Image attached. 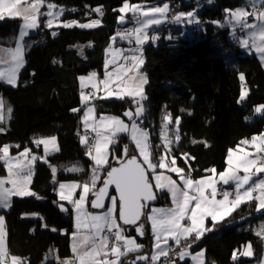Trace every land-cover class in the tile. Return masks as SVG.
Wrapping results in <instances>:
<instances>
[{"label": "trees", "instance_id": "obj_1", "mask_svg": "<svg viewBox=\"0 0 264 264\" xmlns=\"http://www.w3.org/2000/svg\"><path fill=\"white\" fill-rule=\"evenodd\" d=\"M202 1L205 2L197 12L200 25L193 27L192 36L182 37V28L176 23L177 26L170 25L168 39L161 36L158 44L148 43L142 48L147 78L146 99L142 102L143 128L149 133L151 160L157 165L163 151L156 134L162 106L171 119L180 118V140L174 141L170 156L176 160L175 165L183 169V174L192 179L203 177L212 169L221 172L226 166L228 150L264 131V116L255 112L257 106L264 105V69L254 54H245L227 40L228 27L222 24L225 11L244 6L243 0H212V3L208 0H48L63 9L60 25L37 34L41 40L26 52L25 66L15 87L0 84V94L12 109L7 132L0 137V143L9 145L13 154L26 148L39 153L33 140L55 136L59 148L47 157V163L35 162L30 188L41 199L35 196L13 198L10 211L4 213L11 254L27 260L28 264H56L55 258L46 262V257L61 260L71 255V208L58 200L54 179L88 182L90 177L92 162L87 147L80 142V77L93 72L101 74L106 50L110 45L119 47L118 39L113 40L121 27L117 9L124 2L147 5L168 2L171 17L176 10L194 9ZM97 7L102 8V15L94 11ZM73 20L78 23L99 20L100 24L95 28L61 26ZM18 24L17 21H0V36L15 34ZM130 24L127 22L125 27ZM241 74L245 77L248 95L238 103ZM95 108L98 116H119L127 108L134 112L131 98L99 100ZM125 145L127 157L137 156L127 135H119L116 145L110 149L121 158ZM113 160L111 155L108 164L100 168L102 173L94 191L110 169L109 164L115 165ZM75 161L80 162L83 171L67 173L66 169ZM52 167L57 169L55 178ZM148 175L150 179V173ZM152 185L156 196L154 206H168V194ZM60 204L66 207V213L58 211ZM254 214L253 204H246L216 223L212 232L202 239L188 240L182 245L195 244L193 250L204 249L205 264H257L261 256L260 242L245 228L258 218L253 217ZM141 222L145 225V234L143 239L136 238L143 245L137 254L149 255L151 237L145 215ZM125 229L128 236H135L134 230ZM247 243L254 249L253 257L234 261L233 253Z\"/></svg>", "mask_w": 264, "mask_h": 264}, {"label": "snow or ice", "instance_id": "obj_2", "mask_svg": "<svg viewBox=\"0 0 264 264\" xmlns=\"http://www.w3.org/2000/svg\"><path fill=\"white\" fill-rule=\"evenodd\" d=\"M212 3V0H208ZM257 3L264 4V0H252L253 9L256 8ZM47 11L42 12L41 8L45 7ZM57 6L54 3L48 2V0H0V19H3L5 15L10 17H20L23 23L20 27L19 37L16 40L15 48L0 49V63H5L8 65L7 71H0V80L5 83L16 86V74L21 68L24 67V50L27 46L25 44V37L29 35L30 30H35L39 28V17L47 16L48 19L45 22V27L51 28L54 21L59 23V16L62 15L63 9L53 11ZM126 9H131L133 12L137 11L136 6L129 5L125 3L124 6L119 10L123 13ZM95 12L102 15V8L97 7L94 9ZM169 11L168 3H164L163 6H155L150 9V11H145L142 13L146 17L143 21H138L140 26L136 27L134 30L136 35V45L137 47L132 50L131 56L123 55V50H116L112 52V60L105 59V67L107 68L110 63H114L115 59L119 56H123L125 60H131V66L121 65L116 69L114 73H108L104 80L96 82V73H90L88 77L81 76V88L85 87V80L92 82V88L99 90V86L103 85L104 89L107 90V96H112L113 91L117 92V98L123 99L124 96H135L140 97V101L146 99L143 95L142 86L147 83V78L138 72L140 65L143 64V60L140 59L136 53L140 52V46L148 40L149 38L154 42L158 37L155 35L149 36L146 31L151 25H159L162 18ZM151 14H159L150 15ZM232 19L236 20V24L233 27H239L241 30L246 28L258 27V25H253L247 23L242 18H246L249 15H256L258 20L264 21V10L259 12L249 13L244 9H237L231 14ZM183 18H187V23L199 24L200 21L196 18L193 12L179 13L172 16V21L175 23L183 22ZM124 17H120V21L123 22ZM229 24L232 23L230 19ZM100 24L99 20H91L90 23H78L73 20L70 22L62 23V27L70 28L73 26L80 28H95ZM223 26V25H221ZM143 33V35H140ZM131 33H121V39L126 38L127 35ZM55 36L56 32H52ZM253 38V44L251 47L256 48V50L261 54V61L264 62V44L257 46L255 44V32L250 34ZM260 38L264 41V28H261L259 33ZM115 39V38H113ZM240 43L242 47H249L248 39L241 38ZM90 46V45H89ZM111 47V45H110ZM108 53L106 52V56ZM131 72L134 73L133 76L125 77ZM113 77H115L113 79ZM128 80H132L135 87L129 89L127 87ZM245 77L243 74L240 75L241 81V92L238 103L243 102L247 95L248 90L244 84ZM110 84H115V89L110 87ZM122 93V95H121ZM95 97V91L85 94L81 91V102L83 105H87L89 97ZM106 98V97H101ZM140 101L133 99V103L136 104L135 112L131 110L124 113L125 116L129 118L131 123V139L136 143L137 148L143 157V163L147 164L148 169H155L156 164L152 163L149 159L150 152V141L148 140L149 133L140 127L137 121L142 124L143 121L140 120L143 117L145 109ZM5 108L3 99H0V122L4 121V115L2 110ZM73 111H79V109H74ZM184 111V109H181ZM7 112L11 114V107L7 108ZM94 112L93 107H87L84 112V125L87 129L89 127L88 120L90 114ZM255 112L264 116V105H260L255 108ZM110 119L114 122L115 127L110 130V134L105 136L104 149L101 148V133L95 128L93 131L97 132L96 138L92 143H89L87 136H80V142L82 145L87 147L88 155L94 161V167L92 169V175L89 182H85L81 187L83 191L80 193L78 199H73L75 189L78 187L77 184L66 185L64 183L59 184V189L57 194L60 201H68L73 205V210L76 216V233L74 234V241L72 246V251L74 253V259L72 260H60L59 257H46V262L52 258L56 259V264H123L121 257L127 256L129 253H138L142 250L143 245L138 244L134 239L128 238L125 235L126 229L125 225H134L135 230L138 235L143 236L145 234L144 223L137 224L140 217L144 214L143 210L148 207L147 202L156 199L153 194L150 182L145 175V168L138 162V158L133 156L126 160H122L119 156L115 155L111 149L107 148V144H115L117 139V133L129 131V125L125 124L122 120L116 117H101V120ZM180 118L175 119V125L177 126L175 131V140H180L178 126L180 124ZM171 123V115L165 114L163 116V124L161 130V140L163 142V147L168 150V154H171L170 146L173 143L168 137V125ZM4 131L0 128V132ZM196 143L195 140L192 141ZM259 142L260 148L258 151H264V134L259 137H253L252 143L255 144ZM34 143L39 146L44 145L45 157L50 154L49 146H52L53 151H59L57 147V139L52 136L48 139H36ZM242 144H248L249 141H241ZM16 147H19L17 145ZM93 150H95V155H93ZM0 160H4L5 165L9 171V177L7 180L0 179V209H7L11 207V196H35L36 199H41L36 193L29 191L28 185L31 183L32 178V161L41 159L38 156L32 155L31 159L23 167H18L14 170L12 161L16 158L9 157V146L5 145L0 147ZM28 149L20 153L21 157L27 156ZM112 155L116 162L120 165L119 167H113L109 164L110 171L107 172V179H104V186L94 191L96 188V182L100 179L98 173L101 167L108 164L109 155ZM125 155H127V145H125ZM187 162V161H186ZM18 164L22 161H17ZM45 163L47 160L45 159ZM176 160L173 159L171 164H166L164 157L160 158L159 168H168L169 171L175 172L180 175V179L183 183V189L178 187V185L170 178L165 177L166 184L161 183V176L155 175L154 178L157 182V186L163 188L167 186L168 191L172 194L174 208L162 209V208H152L151 214L147 215V219L151 222L153 235L155 237V251L152 253L151 259L144 255H137L136 260L132 261L131 264H137V261H143L145 264H157L160 257H164L163 264H175V259L184 260L185 257L190 255L188 247L191 245H181V240H187L188 236L194 233V240L198 241L205 234V232H210L215 227V224L225 217L229 216L237 208L240 207L242 203L247 201L256 200L258 201L256 205V211L259 213L264 210V179H259L249 183L252 179V175H255L251 170L255 168L256 173H264V157H253L249 158L248 153H244L243 156H238L233 158L232 150L228 153V168L219 174V180L228 185L230 182L235 185L234 199H229L230 193L228 190L220 189V194L223 199L217 200V186L216 181L211 178L203 180H193L190 175H181L183 169L176 167ZM82 169L78 167L68 168L69 172L81 171ZM239 170H243L245 175L240 177L237 175ZM215 174V169L210 170ZM23 173V175H22ZM53 177L55 178L56 169H52ZM6 183L12 185L11 189L4 187ZM55 183V179H54ZM110 185H114L116 192L118 194L119 200L117 202L116 197L111 196L108 191ZM247 185V188H245ZM210 189V195L205 194V189ZM197 193V195H190L188 190ZM92 193L95 195V199L91 201L92 208H103L104 202L103 198L108 197L111 199V206L108 207L107 211L102 214H91L85 211L84 204L89 195ZM253 193H258V195H253ZM192 201H195V205L190 207ZM61 211H67L63 205H58ZM119 210L118 219L113 215L114 211ZM210 217L212 221L213 228L205 227V218ZM190 221V226H182L181 221ZM122 221V224L118 222ZM47 227V225H45ZM88 229L86 234H81L82 229ZM55 231L56 229H52ZM257 235L264 238V224H261L257 230ZM169 237L175 241L177 245L181 246L179 252H176L170 246H161V241L163 237ZM7 229L5 217L0 215V264H28L27 260L17 257L10 253L7 245ZM114 238V239H113ZM163 244L167 245L168 240L163 239ZM252 246L247 245L239 255L251 256ZM194 264H205V254L203 251L191 256ZM237 259V253H233V260Z\"/></svg>", "mask_w": 264, "mask_h": 264}, {"label": "crops", "instance_id": "obj_3", "mask_svg": "<svg viewBox=\"0 0 264 264\" xmlns=\"http://www.w3.org/2000/svg\"><path fill=\"white\" fill-rule=\"evenodd\" d=\"M243 1H244L245 4H244V6H242V9H244L245 11H247L248 8H252V0H243ZM256 8L259 9V11L264 10V4L257 3ZM56 9L60 10L61 8H56ZM236 10L237 9L235 8L234 10L225 11V13H224V15H225L224 16L225 21L228 22L230 19L232 20V23L231 24H229V23H223L222 22V24H224V26H227L228 27L227 40L230 41V42H235V44L239 47L240 51L244 52L245 54H248L249 52H253L254 55L259 60L260 64L262 65L263 69H264V62H262L261 61V58H260L261 57V54L256 50V48L251 47V45L253 44V38L250 35L253 32H255L257 34L255 36V38H254L255 44L257 46H259L261 44H264V41L261 40L260 35H259V33L261 31V28H264V21L258 20L257 17H256V15H254V18L252 19L251 24L258 25V27L250 28L243 35H237L236 32H235V28L233 27V25L236 23V20L235 19H232L231 15H230L232 12H235ZM41 11L42 12L47 11L46 6L45 7H42L41 8ZM53 11H54V9H53ZM226 17H228V18H226ZM38 19H39V24H40L39 28H37L35 30H30L29 35L27 37H25V41L24 42H25V44L27 46L25 47V50H24V66H25V62H26V58H25L26 57V52L28 51V49L36 46L40 42V40H41V37L38 36L37 34H39L41 30H45V29L48 28V27H45V22L48 19L47 16H41ZM0 21H17V22H19L18 29H17V31H16L15 34L3 36V37L0 36V49L15 48V46H16V40L19 37L20 27H21V24L23 23L22 18H20V17H10L8 15H5V17L3 19H0ZM166 21H167V18L160 23V26H162V24H164ZM54 23H56V24H53L52 27H55V26H59L60 25V23H58L56 21H54ZM160 26H157V27H160ZM196 26L197 25H194V27H196ZM157 27H156V29H157ZM192 28H191V32H192ZM157 37H158V35H157ZM241 38H247L248 39V45H249V47H242L241 46V43H240V39ZM148 40L145 42V44H143L144 46L147 45L148 43L156 44L158 42L157 40H155V42H153L151 40L148 41ZM131 42H132V45H134V41L131 40ZM116 50H123V55H126V56H131L132 55L130 49H127L126 47H120V46L117 47V48L110 47L109 49L106 50V52L108 53V55L106 56V53H105V59L107 58L109 60H112L113 57H112L111 53L112 52H115ZM138 53L139 54L138 55L136 54V55L140 59H142L144 61V57H143L142 51L141 52H138ZM105 59H104V68H103L102 73L101 74H96V78H95L96 82L101 81V80H104L106 74H108V73H114L116 71V69L119 68L121 65L128 66V64L130 62L132 64V61L131 60H125V59H123V56H119V57H117L115 59V62L114 63H110L108 65V67L106 68L105 67ZM143 65H144V62H143L142 65H140V67L138 69V72L140 74H143L146 77V74L144 73ZM23 68H21L19 70V72L16 74V84H17V81H18L19 74H20V72H21V70ZM7 69H8V65L7 64L0 63V71H7ZM133 75H134V73L129 72L127 74V76L125 77V79H127V77H130V76H133ZM88 76L89 75L84 76V77H88ZM114 78L115 77H113V79ZM84 83H85V87L83 89L81 88V91H83L85 93L86 89H91L92 91H95V94L98 96V99L99 100H103V101H108V100H122V99H118L117 98V92L116 91H113V95L112 96H107V90L104 89L103 85H100L99 86V90L97 91V90H95V89L92 88V82H89L88 80H85ZM0 84L12 86L10 84L5 83L3 80H0ZM145 86H146V84H144L142 86L143 95H144ZM80 87H81V81H80ZM110 87L113 88V89H115L116 86H115V84H110ZM127 87L129 89L134 88L135 87L134 82L132 80H128ZM121 95H122V93H121ZM101 97H106V98H101ZM135 97H138V96H135ZM126 98H131L132 99L133 97L132 96H124L123 99H126ZM0 99H3L4 104H5V108L2 110L3 115H4V121L0 122V128H3L4 129V131L0 132V137H1V136H4L6 134V132H7L8 123H9L11 114H9L7 112L8 106H7V104H6L3 96L1 94H0ZM87 107H93L94 108V112L90 114V117H89V120H88L89 127L86 129L85 128V125H84L83 117H84V112L86 111V108ZM80 111H81V121H82V134H81V136L82 135L83 136H87L88 137V140H89V143H92L94 141V139L96 138V135H97V132L96 131H93V129L95 128L97 131H99L101 133L100 140H101V148H102V151H103L104 144H105V139L104 138H105V136H107V135L110 134V130L113 127H115V125H114V122L112 120H110V119L101 120V117H116V118H119V117L118 116H98L96 114L95 105L90 100L88 101L87 105H83L82 102H81ZM120 120H122V119H120ZM130 133H131V127H129V131H127V132H119V133H117V137L119 135H128ZM262 134H264V131L262 133L258 134V135H254V136L255 137H259ZM254 136H252V137H250L248 139H245V140L249 141L248 144H242V143H240L236 148L230 149L233 152V158L234 159L236 157H238V156H243L244 153H248L249 154V158H253V157H264V151H258L257 150L258 148H260L259 142H257L255 144V146L252 143V138ZM50 137H52V136L43 137V138H36V139H48ZM35 140H33V141H35ZM131 141H132V139H131ZM132 143H133V141H132ZM5 145L6 144H1L0 143V147H3ZM34 145H36V144L34 143ZM112 145L113 144L108 143L107 144V148L110 149ZM57 147H58V145H57ZM37 148H39V153H35L32 150H30L29 148H26V149H28V153L29 154L27 156L21 157L20 156V153L24 152L25 149L21 150L18 153H14L13 154V153H11V150H10V147H9V157L16 158V159H14L12 161L14 170H16L18 167H23L24 165H26L28 163V161L31 159V156L32 155H35V156H38V157L41 158V159H37V160L45 161V159H47L48 156H50L52 154H55L57 152V151H53L52 150V146L50 145L49 146V152H50V154L47 155V157H45L44 145L41 144V145L37 146ZM228 153H229V150L226 153V157H225V164H226V166H225V168L221 172H216L215 171V174H213L210 171L207 175H205L203 177H200L198 179H193V180H203V179L211 178L212 180L216 181V186H217V197H216V199L217 200L223 199V196H220L218 194L219 191H220V189L226 187V188H230L232 190H235V185L233 183L230 182L228 185H225V184H223L219 180V174L222 173V172H224L228 168V164H227ZM95 154H96L95 153V150H93V155H95ZM0 155H2V153H0ZM110 156H111V154L109 155L108 160L110 159ZM37 160L32 161V165H31L32 166V176H33V168H34L35 162ZM17 161H22V163L18 164ZM91 162H92V167H94V161L92 159H91ZM53 168H55V167H52L51 168V171H52ZM68 168H71V166L68 167ZM67 169H66V171H67ZM0 171H3L2 173H0V179L7 180L8 177H9V171H8L7 166L5 165L4 160H0ZM56 171H57V169H56ZM251 171L253 173H255V175H252V179L249 181V183H252L254 181H258L259 179H264V173H256L255 172V168H252ZM68 172L69 171H67V173ZM69 173H72V172H69ZM75 174H77V173H75ZM22 175H23V173H22ZM155 175L161 176V183H163V184H166L167 183L164 178L165 177H170L178 185V187H180L181 189H183V183H182V181L180 179V175H177L175 172H171V171H160V172L154 174L153 176H151V178H150L152 184H154V186H155L156 189L161 190V191H164V192H166L168 194V196L170 198V204L168 206H150L146 210L145 221L147 222V224L149 226L150 237H151V249H150V253L148 255L149 261L151 259L152 253L155 251L154 245H155V242L156 241H155V237L153 235L151 222L147 219V215L148 214H151V209L152 208L169 209V208H174L175 207V205L173 204V200H172V194L168 191L167 186H165L163 188H160L159 186H157V182H156V180L154 178ZM181 175H184L183 172L181 173ZM237 175H239L240 177H243L245 175V173H244L243 170H239L237 172ZM31 180H32V178H31ZM98 180H97V182H98ZM89 181H90V178L88 179V182ZM60 183H64L66 185H70V184H73V183L74 184H77L78 187L75 189V192H74V195H73V199H78L80 193L83 191V189H82L81 186L85 183V181L70 180V181H61V182H59V181L56 180L55 181V185H56L55 194H56L58 200H59V196L57 194V190L59 189V184ZM30 184L28 185V189H29V191H32V189L30 188ZM4 187L7 188V189H11L12 188V185L10 183H6L4 185ZM245 188H247V185H245ZM188 191H189V194L190 195H197V193L192 192L190 189ZM210 191H211L210 189H207L206 188L205 189V194L206 195H210ZM253 195L254 196L255 195H258V193H253ZM25 197H32V196H16V195H12L11 196V205H12L13 198H25ZM91 198H92L91 197V193H89V195H88V197H87V199L85 201V204H84L85 211H87V212H89L91 214H102V213H104V212L107 211V209H108L109 206H111V199H110V201H109L108 205L106 206V208H104L102 210H94V209H92L89 206V203H90V199ZM62 202H65V203H67V204L70 205V208H71V218H72V232L70 234V240H69L70 253H71V255H70V257L64 258V259H61V260H72V259H74V253L72 251V246H73V241H74V234L76 233V216H75V212L73 210V205L71 203H69L68 201H62ZM249 203H252L253 204L254 211L257 212L255 209H256V205H257L258 201L251 200V201H247L245 203H242L239 208H237L234 212H232V214L235 213V212H237V211H239L244 205L249 204ZM194 205H195V201H192V203L190 204V207H192ZM10 209H11V207L10 208H7V209H0V215H3L4 216V213L9 212ZM117 212H118V207H117V209L113 213V215L118 219ZM231 215L225 217L223 220L229 218ZM223 220H221V221H223ZM221 221H219V222H221ZM204 223H205V227L213 228L212 221H211V218L210 217H206ZM181 224H182V226H190L191 222L190 221H187V219H186L184 221H181ZM261 224H264V216H261V217L255 219V220H253V221H251L250 223L247 224V225H249V229L248 230L251 231V233L254 234L258 238V240L260 242L261 256H260V259L258 260V263L257 264H264V238H261V236H258L257 235V230L259 229V227H260ZM127 230L128 231L129 230H134V232H135V236H128L126 234V232H125V235L128 238H132L135 241H136V238L143 239V236L137 234L135 228L134 229H129L128 228ZM87 231H88V229H86V228L85 229H82V233L81 234H86ZM210 232H212V231H210ZM210 232H205L204 235H206L207 233H210ZM194 235L195 234L192 233V234H190L188 236L187 240L182 239L181 240V245L183 243L187 242L188 240L194 239ZM202 237H201V239H202ZM163 239H167L168 240V244L167 245H164L163 244ZM190 245L191 246L188 247V251H189L190 255L188 257H185L184 260H179L178 258H176L175 259V264H185V263H187V264H194L193 260L191 259V256H193V255H195V254H197V253H199L201 251H203L204 254H205L204 249L193 250L192 248L195 246V244H190ZM247 245H249V243L245 244L241 249L235 251L237 253V259L238 258L251 259L253 257V254H254L253 247H252V253L253 254L251 256L239 255V253L242 252ZM161 246L162 247H164V246H170L176 252H179L180 250H182L180 245H177L174 240H172L171 238H169L167 236L162 238ZM137 255H139V254H137V253H129L127 256L121 257V261H123V264H125L129 260L130 261H133L134 259H136ZM163 261H164V257H160L159 260L157 261V264H162ZM205 263H206V256H205ZM77 264H78V262H77Z\"/></svg>", "mask_w": 264, "mask_h": 264}, {"label": "rangeland", "instance_id": "obj_4", "mask_svg": "<svg viewBox=\"0 0 264 264\" xmlns=\"http://www.w3.org/2000/svg\"><path fill=\"white\" fill-rule=\"evenodd\" d=\"M205 1H202L201 2V4H197L196 6H195V8L194 9H190V10H188V11H183V10H176L175 12H173L172 13V16H174V15H176V14H179V13H185V14H187L188 12H193L194 14H195V16H196V18H197V12L199 11V9H200V6L204 3ZM125 3H128V2H124L118 9H117V11H118V13H119V16H118V23H119V25H121V27H120V29L119 30H117L116 32H115V35L113 36V38H117V39H121V37H120V34L121 33H131L130 35H127L126 36V38L127 39H130V40H133L134 41V45H132V46H130V47H126L127 49H130V51H131V53H132V50L133 49H135L136 47H137V45H136V35H137V33H135L134 31H132V30H134L136 27H138V26H140L139 24H138V21H143V20H145L146 19V17H144L143 15H142V13L143 12H145V11H150V9L152 8V7H155V6H163V4H161V5H147V4H130V3H128L129 5H132V6H136V8H137V11H135V12H133L131 9H126L123 13H121L119 10L124 6V4ZM165 3H168V2H165ZM168 5H169V3H168ZM169 7H170V5H169ZM57 8H59V7H57ZM236 9H242V7H239V8H236ZM248 9H250V8H248ZM255 9H257V8H255ZM58 9H54V11H57ZM168 13H170L169 11H168ZM166 14L163 18H162V20H161V22L162 21H164L166 18H167V21H168V19H169V15L170 14ZM150 15H156V16H159V14H151L150 13ZM121 16H123L124 17V20H123V22H121L120 21V17ZM172 16H171V18H172ZM226 18H228V17H226ZM198 19V18H197ZM127 22H129V23H131L128 27H125V25L127 24ZM223 23H228L227 21H225V19H223ZM53 24H56V23H53ZM180 26H181V28H182V31H181V36L183 37H190V36H192V33H191V28L192 27H194V25H197V24H195V23H187V18H183V22H181V23H178ZM198 25H200V24H198ZM197 25V26H198ZM157 26H160V24L159 25H151V26H149V28L146 30L147 32H148V34H149V36H151V35H155V36H157L158 35V30L156 29V27ZM156 29V30H155ZM193 29V28H192ZM250 29V28H249ZM248 29V30H249ZM155 30V31H154ZM247 30V31H248ZM246 31V32H247ZM140 35H143V33H140ZM115 39H113V40H115ZM149 40H151L150 38H149ZM148 40V41H149ZM158 42L156 43V44H158L159 43V40H160V36L158 35V38L156 39ZM147 41V40H146ZM145 41V42H146ZM152 41V40H151ZM145 42L143 43V44H145ZM155 42V41H154ZM230 42V41H229ZM231 43H234L235 44V42H231ZM143 46L144 45H142V46H140V52L142 51V48H143ZM137 55L139 54L138 52L136 53ZM248 54H254L253 52H249ZM132 64H131V62L128 64V66H131ZM90 91L91 92H93L91 89H86V91H85V94H88V93H90ZM132 99H135L136 101H140V97L138 96V97H135V98H132ZM89 100L95 105L96 104V102L97 101H99V99H98V96L95 94V97H93V99H90V97H89ZM141 103L143 102V100L142 101H140ZM143 104V103H142ZM133 105H134V112H135V108H136V104H134L133 103ZM260 106V105H259ZM258 107V106H257ZM133 112V111H132ZM165 115V113H164V107L162 106V108H161V111H160V114H159V120H158V123H157V132H156V134H157V137H158V139H159V143H160V145L163 147V142H162V140H161V130H162V124H163V116ZM119 117V116H118ZM120 118V117H119ZM144 118H145V116L143 115V117H141L140 118V120H144ZM120 119H122V118H120ZM122 121L125 123V124H128L129 125V127H131V123L132 122H126V121H124L123 119H122ZM137 123L138 124H140V127L141 128H143V123L141 124L140 123V121H137ZM176 125H175V120L174 119H171V123L168 125V129H169V131H168V137H169V139H171L172 141H173V143L171 144V146L174 144V141H175V129H176ZM144 129V128H143ZM128 137H129V139L131 140V133L130 134H128L127 135ZM133 141V140H132ZM34 142V141H33ZM116 145V143L115 144H113L112 145V147H114ZM133 145H134V147H135V149H136V151H137V157L139 158V160L142 162V164L145 166V168L147 169V171H148V173H150V176H153L154 174H156V173H158L156 170L157 169H159L160 171H169L168 170V168L167 167H165V168H163V169H161V168H159V161H160V158L161 157H164V160H165V163L166 164H171V162H172V160H173V158L168 154V150H166L164 147H163V151H162V154L159 156V160H158V164H157V167L155 168V169H148V166H147V164H144L143 163V157L141 156V154H140V151H139V149L137 148V146H136V143L133 141ZM171 146H170V148H171ZM128 154V153H127ZM127 157V155H125V150H123V152H122V157H121V159H123V158H126ZM149 159H150V161L152 162V163H154L152 160H151V157H150V152H149ZM114 162H116V160L114 159L113 160ZM155 164V163H154ZM71 167H78V168H80V169H82V167H81V164H80V162L79 161H75L74 163H73V165L71 166ZM177 167V166H176ZM93 169V168H92ZM81 171H83V169L81 170ZM81 171H76V172H72V173H77V174H79V173H81ZM69 173V172H68ZM101 170H99V173H98V175L100 174L101 175ZM91 175H92V170H91V172H90V177H91ZM99 175V176H100ZM89 177V178H90ZM219 194V193H218ZM260 213V212H259ZM258 212H255V214L253 215V217H261V216H264V214L262 213V214H259ZM246 230H248L249 229V225H247L246 227Z\"/></svg>", "mask_w": 264, "mask_h": 264}, {"label": "water", "instance_id": "obj_5", "mask_svg": "<svg viewBox=\"0 0 264 264\" xmlns=\"http://www.w3.org/2000/svg\"><path fill=\"white\" fill-rule=\"evenodd\" d=\"M117 45L120 46V47H130V46H132V42H131L130 40H128L127 38H124V39H118V41H117ZM129 110H131V109L127 108V109H125V110H123V111H121V112L119 113V117L122 118V119H123L124 121H126V122H131V121L129 120V118H128L127 116L124 115V113H125L126 111H129ZM131 111H132V110H131ZM131 157H133V156H131ZM131 157H126V158H123L122 160H126V159L131 158ZM135 157H137V156H135ZM137 158H138V157H137ZM138 162H139V163L145 168V166L142 164V162L139 160V158H138ZM119 166H120V165H119L117 162H115V165H113V167H119ZM110 170H111V169H109L108 171H110ZM145 170H146V171H145V175H146V177L148 178V180H149V182H150L149 175H148V171H147L146 168H145ZM104 179H107V174H106V176L103 178V180H102L100 186L98 187V189L104 186V184H103ZM150 185H151V188H152L153 194L155 195L154 188H153V185H152L151 182H150ZM98 189H97V190H98ZM108 191H109V193L111 194V196L116 197L117 202H118L119 197H118V194H117V192H116L115 186H114V185H110L109 188H108ZM95 198H96L95 195H93L92 198L90 199L89 206H90L91 208H92V206H91V201L94 200ZM109 201H110V199L106 196V197L103 198V202H104V207H103V208H99V209L92 208V209H94V210H102V209L106 208V206L108 205ZM147 204H148V207H149V206H153V205H155V204H156V199H154V200H152V201H148ZM60 205H62V204H60ZM63 206H64V205H63ZM64 208H66V207L64 206ZM57 209H58V211H59L60 213H66V211H61L59 206H57ZM143 212H145V209L143 210ZM117 215H118V217H119V210H118V212H117ZM143 217H144V214L140 217V220L137 221V224L141 221V219H142ZM118 222L122 224V221H119V220H118ZM124 227H128L129 229H134V228H135L134 225H125ZM141 255H144V256L148 257V254H141ZM134 260H136V259H134ZM134 260H133V261H134ZM131 262H132V261L129 260V261H127L125 264H131ZM137 264H145V262H143V261H137Z\"/></svg>", "mask_w": 264, "mask_h": 264}, {"label": "built area", "instance_id": "obj_6", "mask_svg": "<svg viewBox=\"0 0 264 264\" xmlns=\"http://www.w3.org/2000/svg\"><path fill=\"white\" fill-rule=\"evenodd\" d=\"M250 9H253V7L252 8H250ZM255 12H259L257 9H253ZM250 13H253V11H251ZM243 20H245L247 23H249L250 24V18H249V16L248 17H246V18H242ZM236 24V23H235ZM170 25H172V26H174V25H176L177 26V24L175 23V22H173L172 21V19H171V17H169V19H168V21H166L162 26H161V28L158 30V35L161 37H163L164 39H168V29H169V27H170ZM249 28H246V29H243V30H241L239 27H235V32H236V34L237 35H243L247 30H248ZM195 30L194 29H192V32H194ZM162 32H166L165 34H163L162 35ZM227 36H228V34H227ZM91 92V91H90ZM90 99H93V97H91L90 96ZM222 189H224V190H228L230 193H232V195H230V199H234V193H235V190H232V189H230V188H226V187H224V188H222ZM219 195L220 196H222L221 194H220V191H219ZM264 214V210H262L259 214ZM164 262V261H163ZM163 264V263H162Z\"/></svg>", "mask_w": 264, "mask_h": 264}, {"label": "bare ground", "instance_id": "obj_7", "mask_svg": "<svg viewBox=\"0 0 264 264\" xmlns=\"http://www.w3.org/2000/svg\"><path fill=\"white\" fill-rule=\"evenodd\" d=\"M258 11H259V9H257ZM251 11H253L254 12V10L253 9H247V12H251ZM249 18H250V24H251V22H252V19L254 18V15H249ZM246 33V32H245ZM151 182V181H150ZM114 197V196H113ZM154 206V205H153ZM150 207V206H149ZM148 208V207H147ZM147 208H145V212H146V209ZM145 212H144V215H145Z\"/></svg>", "mask_w": 264, "mask_h": 264}]
</instances>
